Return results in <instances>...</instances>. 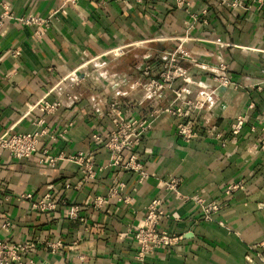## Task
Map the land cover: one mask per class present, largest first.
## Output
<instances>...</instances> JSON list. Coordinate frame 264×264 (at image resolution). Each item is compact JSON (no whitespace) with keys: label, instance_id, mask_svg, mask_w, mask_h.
<instances>
[{"label":"crops","instance_id":"0c3cea01","mask_svg":"<svg viewBox=\"0 0 264 264\" xmlns=\"http://www.w3.org/2000/svg\"><path fill=\"white\" fill-rule=\"evenodd\" d=\"M234 1L188 0L179 8L175 0H0V18L10 15L0 33V135L29 133L41 118L52 135L72 125L64 139H41L29 159L0 152V242L30 246L18 264H259L264 9L247 0L233 7ZM29 16L44 25H25ZM177 51L179 67L194 83L177 80L164 96L146 99V84ZM183 88L184 101H176L174 91ZM207 93L214 100L199 114L186 104ZM43 96L61 103L53 116L35 108ZM112 104L125 114L135 107L140 117L175 104L192 116L199 134L186 142L172 118H161L134 151L140 172L125 169L130 153L114 166L93 138L104 139L114 127ZM239 116L244 129L233 138ZM43 150L81 153L85 160L51 168L40 163ZM87 160L91 179L84 177ZM141 172L146 178L139 182ZM170 180L179 182L177 192ZM238 184L244 189L226 198ZM46 195L56 210H35ZM97 198L106 201L98 209ZM156 201L160 229L178 240L140 260L135 235ZM213 201L223 209L205 222L203 207ZM71 207L80 220L69 219Z\"/></svg>","mask_w":264,"mask_h":264},{"label":"built area","instance_id":"2783aa9c","mask_svg":"<svg viewBox=\"0 0 264 264\" xmlns=\"http://www.w3.org/2000/svg\"><path fill=\"white\" fill-rule=\"evenodd\" d=\"M77 0H64V3L75 4ZM118 2H126L130 0H117ZM226 2V0H223ZM248 3L253 5H258L264 9V0H247ZM175 4L179 8H184L188 6V0H175ZM233 7L242 6L239 1H234L232 3ZM9 13H5L0 18V33L4 28L5 19L9 18ZM25 25H44L45 21L37 17H27L22 21ZM182 49L179 46L178 51ZM178 51L170 54L168 61L163 65L164 71L159 75L157 79H151L145 86V97L146 99H155L164 96L167 90L172 89V85L177 80H182L186 86L192 85L193 79L189 76L188 71L179 67L178 62L180 57ZM220 70L222 72L226 71V66L221 65ZM149 72V70L147 71ZM219 80H222L220 78ZM223 83H228V79L223 78ZM75 85H78L80 81L76 79ZM222 83V82H221ZM187 92L186 89L175 90L176 101H184V93ZM214 100L213 93H207L201 95L200 98L195 102H186L189 107L194 108L198 114L202 111L204 106ZM60 102H49L46 96H43L35 105L41 114L45 116H53L61 108ZM111 111L116 116V121L114 127L110 129L104 139L99 136H94V140L103 145L104 150H106L112 159V165L120 166L124 162V157L127 153H130V159L125 165L127 170H141V166L137 164V159L135 157V149L142 142L146 134L153 128V123L164 117H170L176 122V130L178 135L184 139L186 142L194 140L198 134L199 129L192 120V116L188 117L185 110L175 104L169 105L164 108H155L144 116L140 117L137 113L135 107H131L130 112L125 114L114 104L111 105ZM249 110H253V106L248 107ZM189 118V119H188ZM46 122L44 118L36 121L34 123L33 131L29 133H20L14 135H0V152L6 151L14 159L22 160L29 159L32 157L40 148V141L43 138H50V140H55L57 138L64 139L65 134L68 129L72 126L69 125L67 129L58 133L57 135H52L49 133L48 128L45 126ZM245 125V118L239 116L236 118L234 125L232 126V136L237 138L243 131ZM134 153V154H133ZM67 160L69 162L83 163L85 160L84 155L79 153L75 156H53L48 150H43V159L40 161L41 164H46L51 168L57 166V164L62 161ZM92 164L88 162L85 165V178H93L94 173L92 170ZM146 178L144 173H140L139 182H142ZM179 182L176 180H170L168 182V187L177 192ZM243 185H234L227 189L225 196L226 198L231 197L240 190H243ZM32 195H27L23 198L30 199ZM106 203L105 199L97 198L94 199V208L98 209L103 207ZM224 203L219 201H213L208 203L203 207L202 214L203 220L205 222L215 221L216 215L223 209ZM160 203L158 201L154 202L148 209L144 225L139 228L135 235V240L139 246L138 259L142 260L147 255H151L163 247H170L178 239L169 236L167 233L160 229V223L162 219V212L159 209ZM34 209L40 212H51L56 210L55 203L51 200L50 195L44 196L40 201L34 205ZM68 217L70 220H80L79 209L77 207H71L68 211ZM8 224L2 226L4 230H7ZM30 248L29 245H10L4 242H0V264H18L21 262L23 257L26 255L27 250ZM259 251L257 253V259L259 264H264V241L259 246Z\"/></svg>","mask_w":264,"mask_h":264}]
</instances>
